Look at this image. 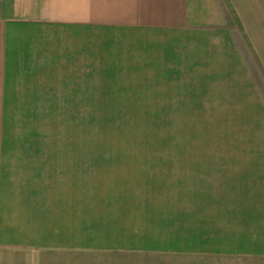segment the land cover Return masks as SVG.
Returning a JSON list of instances; mask_svg holds the SVG:
<instances>
[{
  "label": "crops",
  "instance_id": "1",
  "mask_svg": "<svg viewBox=\"0 0 264 264\" xmlns=\"http://www.w3.org/2000/svg\"><path fill=\"white\" fill-rule=\"evenodd\" d=\"M83 2L89 7L90 32L63 29L65 0H0V102L18 101L7 97L33 71L62 80L57 85H75L64 64L74 63L67 60L72 56L76 62L81 53L76 45L92 41V33L97 36L98 9L104 7L103 28L122 30L115 47L107 46L105 52L120 51L124 60L118 58L115 67L122 75L133 71L145 76L142 87L155 88L156 95L163 88L184 92L188 100L176 103L193 109L194 117L212 126V134L234 135L235 151H249V157L194 159L186 165L201 168L195 192L201 200V229L217 242L218 261L237 258L236 264H252L264 259V0ZM127 31L134 32L132 39ZM89 54H97L94 46ZM30 151L0 143V264H48L36 251L55 250L64 261L68 254L74 259L83 251V239L91 246L96 239L97 249L111 250L108 236L99 242L98 232L114 222L113 213L108 217L106 212L114 196L86 194L83 199L74 166L57 165L51 175L50 166ZM88 230L95 236L83 238ZM28 240H35L32 248ZM16 247L29 253L17 256L13 251L6 259V249Z\"/></svg>",
  "mask_w": 264,
  "mask_h": 264
},
{
  "label": "rangeland",
  "instance_id": "2",
  "mask_svg": "<svg viewBox=\"0 0 264 264\" xmlns=\"http://www.w3.org/2000/svg\"><path fill=\"white\" fill-rule=\"evenodd\" d=\"M98 10L97 36L92 33V41L76 45L81 50L76 62L72 56L67 60L74 63L64 64L69 69L67 77L77 85H57L62 80L52 75L47 80L36 71L27 80H18L21 88L7 97L18 101L0 102V143L32 149L34 158L50 166L51 175L57 165L74 166L83 199L86 194L114 196L106 210L108 217L113 213L114 222L98 232L99 242L107 235L113 247L97 249L92 237L95 246L89 241L86 245L83 239L81 254L74 259L65 256L71 261L59 258L55 250L35 253L48 264H222L217 242L202 234L201 200L195 194L202 180L201 168L186 164L194 159L249 157V151H235L234 135L212 134V126L194 117L193 109L176 103L188 100L181 90L163 88L156 95L155 88L142 87L145 76L133 71L122 75L115 67L118 58L124 60L120 51L111 49L110 56L105 53L122 30L114 29L115 25L106 31L100 14L105 8ZM60 13L65 14L63 29L90 32L89 7L83 0H65ZM126 33L132 39L134 32ZM92 46L97 54L91 58ZM85 69L91 74L82 75ZM84 234L93 236L94 232L83 231V238L87 237ZM33 242L28 240V246L32 248ZM24 249H6L10 250L6 259L13 257V251L17 256L29 253ZM6 259L3 255V262ZM236 259L223 264H236ZM251 263L264 264V259Z\"/></svg>",
  "mask_w": 264,
  "mask_h": 264
}]
</instances>
